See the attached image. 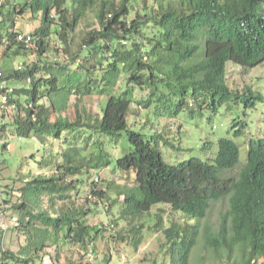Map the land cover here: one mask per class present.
I'll use <instances>...</instances> for the list:
<instances>
[{
	"label": "trees",
	"instance_id": "1",
	"mask_svg": "<svg viewBox=\"0 0 264 264\" xmlns=\"http://www.w3.org/2000/svg\"><path fill=\"white\" fill-rule=\"evenodd\" d=\"M134 1L138 0H19L15 4L3 0L0 6L2 58L24 60L21 69H0V85H5L0 94L13 90L4 107L14 111L10 124L14 135L35 136L47 147L50 138L59 142L64 133H89L87 143L99 136L118 146L127 133L130 143L116 157L96 140L95 154L87 161L78 146H70L62 163L49 149L41 167L53 174L27 180L20 190L23 202L10 210L19 212L28 246L20 254L5 252L3 264H35L47 242L56 243L62 233L73 243H92L100 228L87 224L93 212L85 205L70 207L76 189L70 178L104 166L134 177L135 186L120 192L128 220L140 221L157 206H170L180 214L181 221L173 220L169 227L158 216L156 225L165 237L169 264H191L200 246L229 264H264V139H252L247 162L237 174L227 175L241 164V148L233 139H221L217 157L207 162L192 158L170 165L163 153V148L174 145L167 132L149 137L132 130L128 120L136 103L135 86L150 90L149 99L139 102L145 110L155 106V114L170 119L186 112L193 118L205 109L217 114L223 107L264 108L263 92L250 86L235 91L227 82L229 64L246 69L264 65V0H155L152 5L143 0L146 7L137 12L132 9ZM15 15L39 17L40 26L29 33L35 50L18 40L22 33L16 30ZM91 18L93 24L80 49L72 54L78 29ZM53 35L69 60L50 59L58 52L51 46ZM31 49L35 60H27ZM75 65L80 72L72 71ZM122 77L126 78L118 88ZM98 90L110 94L101 112L84 111L75 119L65 116L73 96L80 100ZM235 123L233 135L240 138L248 123ZM6 127L0 125V138ZM45 195H50V207L40 211ZM92 195L104 205L109 201L103 191ZM9 199L4 201L7 205ZM224 199L229 210L213 231L204 223L213 204ZM59 202L62 206L57 208ZM142 227L133 230L134 237Z\"/></svg>",
	"mask_w": 264,
	"mask_h": 264
},
{
	"label": "rangeland",
	"instance_id": "2",
	"mask_svg": "<svg viewBox=\"0 0 264 264\" xmlns=\"http://www.w3.org/2000/svg\"><path fill=\"white\" fill-rule=\"evenodd\" d=\"M116 1L119 2V0ZM18 2L19 0H13V4ZM147 2L152 5L155 0ZM145 5L143 0L134 1L132 9L134 12L143 11ZM13 19L16 23V30L22 34L34 32L41 24L39 17L38 19L34 17L20 18L15 15ZM90 24L91 26L93 24L92 18L78 29L72 54L80 49L83 37L91 28ZM51 40L52 48H57L58 52L50 55V59L54 62L67 60V54L58 44V38L53 35ZM32 49H36L34 44ZM32 49L27 52L30 57L27 60L36 59ZM88 54L86 52L80 62L83 63ZM2 57L1 51L0 69L5 71L17 69L24 62L22 58L7 59ZM98 60L103 62V65L105 64L101 57H98ZM72 71L80 72L79 65L72 66ZM96 75L99 76L98 73ZM125 78H121L118 88H121ZM227 82L235 91L244 92L250 86L254 90L264 93V65L255 69H246L229 64ZM4 86L0 85V89H3ZM10 86L14 88L16 84ZM134 91L136 103L132 106L131 115L128 118L130 127L149 137L156 133L167 132V135L172 138L171 144H174L163 148L165 160L170 165H178L192 158H199L207 162L209 159L217 157L220 140L231 138L241 148L240 166L231 174H227L235 175L247 162L250 141L264 139V108L230 110L228 107H223L217 114L205 109L202 115L198 114L193 118L186 112L177 119H170L160 116L161 114H155V106L151 107L153 111L148 112L145 110L144 103L140 105L139 102H146L149 99L150 90L148 88L142 90L135 86ZM109 95L98 90L80 100L77 96H73L65 116L75 119L79 113L84 111L93 115L98 114L105 107ZM2 96L0 94V125H7V127L3 137L0 138V211L8 212L10 217H17L20 221L17 228L13 226L7 232L1 230L0 226V264H3L2 259L5 252L20 254L23 248L28 246V234L26 230L21 231V229L24 230V226L21 224L20 214L16 210H10L12 206L16 207L23 202L20 190L27 180H32L42 174L48 176L53 174L52 169H42L45 166L49 149L56 152L57 162L62 163L64 152L70 146H78L85 161L95 154L93 143L96 140L102 141L105 150L116 157L130 147L127 133L119 141V147L114 142L99 136L93 137L94 139L87 143L89 133H84L82 136L78 133H64L59 142L50 138L47 147L43 146L35 136L30 139L19 138L14 135V128L10 125L13 121L14 111L12 108L2 107ZM44 102L49 104L47 100ZM235 121L248 123V129L240 138H235L233 135L234 128L237 126ZM5 144L7 147H4ZM207 145L211 146L210 150L205 149ZM41 164H43L42 167ZM70 180L76 182V189L71 192L70 207L80 208L85 205L84 208L92 210L93 214L86 221L90 226H99L98 237L92 243L80 245L66 239V235L62 233L56 243L52 240L47 242L46 248L38 253L41 259L37 260L35 264H169L163 249L165 237L157 231L156 225L158 216H163L165 226L169 227L173 220L181 221L180 214L172 212L170 206H157L151 214L146 215L140 221L128 220L124 215V196H121L120 192L126 187L135 186L134 177L121 172L114 166L90 170L85 175L73 177ZM93 191L105 192L109 197L108 203L104 205L94 199ZM6 199L11 200L10 204L7 205L4 202ZM49 201L50 195H45L40 199L39 204L42 208L40 211L49 210ZM61 206L62 203L59 202L57 208ZM228 210V199L214 203L204 225H210L212 230L216 231L222 216ZM38 211L37 208L36 212ZM37 225H41L40 222H37ZM141 226H143L141 233L138 237H134L133 230ZM92 235L96 236L95 232ZM202 247L195 250L191 264H229L226 259L218 258L215 252Z\"/></svg>",
	"mask_w": 264,
	"mask_h": 264
},
{
	"label": "built area",
	"instance_id": "3",
	"mask_svg": "<svg viewBox=\"0 0 264 264\" xmlns=\"http://www.w3.org/2000/svg\"><path fill=\"white\" fill-rule=\"evenodd\" d=\"M3 0L0 1V6L2 5ZM1 16H0V20H1ZM18 40L20 42H23L27 45L28 48H32L33 47V37L29 34H19L18 35ZM22 68V65L19 67V69ZM0 75H1V71H0ZM4 89V88H3ZM13 90L10 89L9 92H6V94H3L2 99V107L4 108V105L7 103L8 101V97H9V93L12 92ZM10 214L8 212H1L0 211V226H1V230L7 232L9 229L13 228V226L15 228L18 227L19 225V219L17 217H10Z\"/></svg>",
	"mask_w": 264,
	"mask_h": 264
}]
</instances>
